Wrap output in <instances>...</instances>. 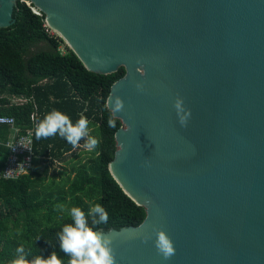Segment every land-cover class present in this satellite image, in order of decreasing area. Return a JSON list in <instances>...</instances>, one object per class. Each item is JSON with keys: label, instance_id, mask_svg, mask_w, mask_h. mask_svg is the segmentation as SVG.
I'll list each match as a JSON object with an SVG mask.
<instances>
[{"label": "water", "instance_id": "water-1", "mask_svg": "<svg viewBox=\"0 0 264 264\" xmlns=\"http://www.w3.org/2000/svg\"><path fill=\"white\" fill-rule=\"evenodd\" d=\"M28 1L91 72L125 74L111 176L146 215L80 264H264V0Z\"/></svg>", "mask_w": 264, "mask_h": 264}, {"label": "trees", "instance_id": "trees-1", "mask_svg": "<svg viewBox=\"0 0 264 264\" xmlns=\"http://www.w3.org/2000/svg\"><path fill=\"white\" fill-rule=\"evenodd\" d=\"M14 17L12 25L0 28V115L13 116L24 129L33 103L8 102L12 96L32 97L40 113L37 155L65 161L64 154L86 140L75 131L77 125L88 132L91 149L70 163L63 180L53 179L46 187L49 164L17 179L0 177V264H80L78 247L91 231L137 226L146 215L108 170L121 121L106 101L125 70L99 74L86 69L68 46L61 51L63 40L47 31L45 15L24 2H17ZM8 131L0 126V141ZM6 153L0 144V169Z\"/></svg>", "mask_w": 264, "mask_h": 264}, {"label": "built area", "instance_id": "built-area-1", "mask_svg": "<svg viewBox=\"0 0 264 264\" xmlns=\"http://www.w3.org/2000/svg\"><path fill=\"white\" fill-rule=\"evenodd\" d=\"M24 3L31 8L33 13L42 16V13L28 1ZM45 26L47 27V31H49L50 27L46 22ZM29 101L33 103L34 109L29 116V123L24 129L16 124L13 116L0 115V126H8L10 130L5 142L0 141V144H3L7 148L4 165L0 169V177L4 179H17L22 175L31 173L34 168L42 172L45 165H50L53 161L48 156L37 155L34 150V137L40 125V113L33 98L25 95L12 96L9 98L8 105L21 106ZM75 131L87 141L88 132L82 125H77ZM81 145L82 142L77 144V146ZM81 246L78 247V258L80 257Z\"/></svg>", "mask_w": 264, "mask_h": 264}, {"label": "rangeland", "instance_id": "rangeland-1", "mask_svg": "<svg viewBox=\"0 0 264 264\" xmlns=\"http://www.w3.org/2000/svg\"><path fill=\"white\" fill-rule=\"evenodd\" d=\"M49 31H50L51 34H54V35L59 36L58 33L55 30L49 28ZM65 45H66V43L63 41V44L61 45V51L62 52H66V50L64 48ZM42 47H44V44L43 43L40 44V45L35 46L33 48V51H36V50H38V49H40ZM89 144L86 141L85 142H82V145L79 146L75 150V152H74L73 155L70 154V155L66 156L65 161H53L50 164L51 167L49 169V172L47 174V177H46L45 181L43 182L45 184V187L53 179L55 180L56 183H58L59 181L63 180L64 179V174H62V173L65 170H68L69 169L71 162L76 161L77 159H79V157H82L84 155L85 151H87V149H91V145H89Z\"/></svg>", "mask_w": 264, "mask_h": 264}, {"label": "crops", "instance_id": "crops-1", "mask_svg": "<svg viewBox=\"0 0 264 264\" xmlns=\"http://www.w3.org/2000/svg\"><path fill=\"white\" fill-rule=\"evenodd\" d=\"M9 133H10V130L8 131L7 135H8ZM6 138H7V137H6ZM79 143H80V142H79ZM76 146H77V144H76ZM76 146H75L74 150H73L71 153H69V154H68V153L64 154V157H66V156H68V155H70V154L73 155L74 152H75V150L79 147V146H77V147H76ZM53 161H62V160H60V159H55V160H54V159H53ZM53 161H52V162H53Z\"/></svg>", "mask_w": 264, "mask_h": 264}, {"label": "bare ground", "instance_id": "bare-ground-1", "mask_svg": "<svg viewBox=\"0 0 264 264\" xmlns=\"http://www.w3.org/2000/svg\"><path fill=\"white\" fill-rule=\"evenodd\" d=\"M51 29L55 30L58 33V31L55 28L51 27ZM79 256H81V249H80V252H79Z\"/></svg>", "mask_w": 264, "mask_h": 264}]
</instances>
